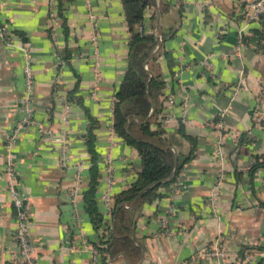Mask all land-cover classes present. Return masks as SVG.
Wrapping results in <instances>:
<instances>
[{"label": "crops", "instance_id": "0c3cea01", "mask_svg": "<svg viewBox=\"0 0 264 264\" xmlns=\"http://www.w3.org/2000/svg\"><path fill=\"white\" fill-rule=\"evenodd\" d=\"M0 1V21L11 41L0 37V264L19 249L8 157L29 205L38 264L264 262V20L253 16L254 0H155L145 8L135 28L157 43L148 57L151 68L144 67L164 80L150 128L160 122L164 138L187 160L173 182L158 188L162 195L122 205L131 227L111 236L114 196L141 168L138 150L113 128L131 36L123 4ZM27 62L36 91L33 124L23 122ZM88 133L99 152L98 229L84 209ZM75 186L79 191L71 195ZM213 189L217 194L210 199ZM108 235L113 242L128 235L130 246L103 252L97 243ZM94 247L101 251L97 259ZM215 247L224 255L211 254Z\"/></svg>", "mask_w": 264, "mask_h": 264}, {"label": "trees", "instance_id": "16d2710c", "mask_svg": "<svg viewBox=\"0 0 264 264\" xmlns=\"http://www.w3.org/2000/svg\"><path fill=\"white\" fill-rule=\"evenodd\" d=\"M121 2L131 36L128 66L113 103V128L126 143L138 150L141 156V168L136 180L114 196L118 209L114 215L110 236L114 231L125 234L131 227V214L122 205H129L135 199L136 206L144 200L150 201L162 195L158 188L173 182L182 163L187 160L186 157L182 158L181 154H177L173 146L164 138L160 122L157 123V129L150 128L151 117L158 112L155 102L164 80L160 73L151 74L144 67L146 64L149 69L151 68L152 63L148 57L157 43L155 37L152 34H144L135 27L142 21L145 8L155 5V0H121ZM165 36L163 34V37ZM165 55L168 56V53L166 52ZM87 145L91 154V165L89 184L83 192L84 209L91 217L94 227L98 229L103 219L96 200L100 178L99 152L89 133ZM109 235L105 238L100 237L97 245L101 251L113 254L121 247L130 246L131 239L128 235H124L116 242H113Z\"/></svg>", "mask_w": 264, "mask_h": 264}, {"label": "built area", "instance_id": "2783aa9c", "mask_svg": "<svg viewBox=\"0 0 264 264\" xmlns=\"http://www.w3.org/2000/svg\"><path fill=\"white\" fill-rule=\"evenodd\" d=\"M2 2L0 1V5ZM253 16L255 17H261L264 20V0H254L251 3ZM10 32L3 22L0 21V37L3 38L6 42L11 43L10 41ZM24 52L27 56L28 47H23ZM25 71V84H26V95L24 98V106L26 110V117L23 119V122L26 124H33L36 123V121L32 117V108H31V99L35 97L36 91L34 87V79H33V73L32 70L28 64V62L24 66ZM186 118V113L183 111L180 122H184ZM167 120V119H166ZM19 127V125H18ZM18 127L15 128L13 131V134L10 138L14 139V134L18 130ZM217 153L219 155H222L221 146H217ZM6 175H7V186H8V194L13 202V204L16 206V228L14 237L18 243L19 249L15 256H13L8 264H38L37 260L34 256V252L36 249V245L29 236L28 233V223H29V216H30V210L29 205L27 203V198L25 195H23L19 187L17 185L16 180V173L13 167L12 158H7L6 163ZM79 191V188L75 186L70 194L76 195ZM217 194V191L215 189L212 190L210 199H213L214 196ZM111 199L110 189L107 187L102 194V200L105 202L106 208L108 207L109 200ZM170 212L174 210V207L171 206L169 208ZM162 225L165 226L166 219H162L161 221ZM211 254L216 255L218 257L224 255V253L218 249L217 247L213 248L212 251H210ZM101 254V251L94 247L93 248V256L95 259L98 258V256ZM264 264V262L262 263Z\"/></svg>", "mask_w": 264, "mask_h": 264}]
</instances>
